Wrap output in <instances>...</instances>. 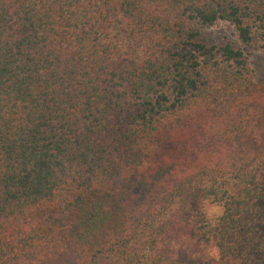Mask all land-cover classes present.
<instances>
[{
    "label": "trees",
    "instance_id": "16d2710c",
    "mask_svg": "<svg viewBox=\"0 0 264 264\" xmlns=\"http://www.w3.org/2000/svg\"><path fill=\"white\" fill-rule=\"evenodd\" d=\"M251 46L264 0H0V264H264Z\"/></svg>",
    "mask_w": 264,
    "mask_h": 264
},
{
    "label": "rangeland",
    "instance_id": "374dc122",
    "mask_svg": "<svg viewBox=\"0 0 264 264\" xmlns=\"http://www.w3.org/2000/svg\"><path fill=\"white\" fill-rule=\"evenodd\" d=\"M197 40L208 46H224L231 44L234 47H241V43L236 36L234 28L228 23H219L212 27H197ZM246 52L249 54V61L254 70V79L264 84V48L257 46L248 47ZM231 192H235L238 184L229 182L227 184ZM219 209V214L213 211V208ZM221 207L213 199L209 198L207 202V219L211 227V231L217 226V220L221 216Z\"/></svg>",
    "mask_w": 264,
    "mask_h": 264
},
{
    "label": "clouds",
    "instance_id": "9594fccd",
    "mask_svg": "<svg viewBox=\"0 0 264 264\" xmlns=\"http://www.w3.org/2000/svg\"><path fill=\"white\" fill-rule=\"evenodd\" d=\"M213 211L215 212V213H217V214H219V209L218 208H213Z\"/></svg>",
    "mask_w": 264,
    "mask_h": 264
}]
</instances>
